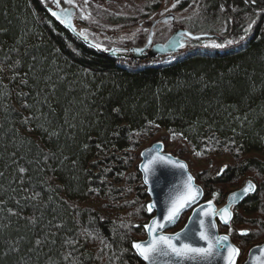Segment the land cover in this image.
Returning a JSON list of instances; mask_svg holds the SVG:
<instances>
[{
    "label": "trees",
    "instance_id": "obj_1",
    "mask_svg": "<svg viewBox=\"0 0 264 264\" xmlns=\"http://www.w3.org/2000/svg\"><path fill=\"white\" fill-rule=\"evenodd\" d=\"M47 4L0 0V264L142 263L132 243L150 215L136 160L174 136L169 152L187 161V147L206 167L189 166L206 199L255 182L229 235L240 251L264 241V0H199L191 30L243 41L255 21L248 42L194 40L181 58L135 71L74 37Z\"/></svg>",
    "mask_w": 264,
    "mask_h": 264
},
{
    "label": "snow or ice",
    "instance_id": "obj_2",
    "mask_svg": "<svg viewBox=\"0 0 264 264\" xmlns=\"http://www.w3.org/2000/svg\"><path fill=\"white\" fill-rule=\"evenodd\" d=\"M248 2V0H246ZM256 0H251V3L255 4ZM52 3L60 9L59 12L53 11L51 14L56 17L61 23H64L67 27L73 31L74 26L71 24V19L75 15L76 9H79L81 15L80 19L90 20L91 14L86 11V6L89 4V0H63V4L68 5V8L61 7V0H52ZM179 3V0H177ZM176 7V3L172 5ZM174 19V18H172ZM165 23L168 20L164 21ZM252 23H255L253 21ZM252 23L244 31L249 32L252 27ZM84 35L83 32L80 33ZM184 36H188L189 33H182ZM87 39V37H84ZM198 38V37H197ZM241 40L245 39V36L240 37ZM149 45L152 43L151 38L148 41ZM234 41L228 40L226 44H232ZM172 47H184L181 41H170ZM212 47L223 48L225 44H217L212 42ZM98 47V46H97ZM115 51V50H114ZM139 51H143L142 49ZM27 123V119L24 121ZM162 146L155 149V154H152V150L146 155L147 163L142 165L141 170L145 174L144 183L148 184L149 177L155 176L157 166H172L179 168L184 172L187 171V165L173 160L170 156L160 155ZM200 155V153H197ZM21 173L25 172L24 168H20ZM224 169H221V173ZM256 185L252 181H248L244 189L240 193H233L229 198V204L219 210L213 208L212 201L208 202V207L205 209L201 206L193 216H205L208 217L207 222L204 219H190L189 225L176 233L175 235L168 236L163 234V229L169 225L175 224L180 218L181 214L190 208L193 204L197 203L199 197L202 195V190L195 187L193 184V177L190 175L181 185L177 186V190L174 194H170L167 200V207L160 219H153L150 224L144 225V230L147 232L149 239L144 242H134L132 247L135 249V254L138 255L145 264H215L217 260H224L225 264H236V258L240 255V249L229 243V236H217L213 229L215 228V217H220L221 223L229 225L232 219V213L230 208L232 203L240 198L255 192ZM151 191V189H150ZM218 195L213 194V197ZM155 204L147 205V211L151 213ZM35 223V221H32ZM198 225V227H197ZM242 236L248 235L246 231L239 233ZM196 240L203 241L205 246H201L195 243ZM36 245L39 246L41 241L36 240ZM18 249L10 248L9 251ZM252 260L254 264H264V248L260 249L259 255H253Z\"/></svg>",
    "mask_w": 264,
    "mask_h": 264
},
{
    "label": "water",
    "instance_id": "obj_3",
    "mask_svg": "<svg viewBox=\"0 0 264 264\" xmlns=\"http://www.w3.org/2000/svg\"><path fill=\"white\" fill-rule=\"evenodd\" d=\"M48 11L50 13H52L53 11L59 12L60 10H53L51 8H48ZM71 24L74 26V29H75L74 31L71 28L67 27L64 23H62L63 27L65 29H67L76 38H78L80 41L84 42L85 44H87L89 46H94L93 45L94 43L90 39H88V38L85 39L84 35L83 36L80 35V32L76 29V26L74 24L73 17L71 19ZM185 32L189 33V35L188 36L182 35V33H185ZM202 36H205V35L192 34V33L188 32L186 30L178 29L174 33H172V35L165 42L152 44L151 48H150V51H149V55L150 56H155L156 54L163 55V54H167V53H171V52H177V51H179L181 49V47H178V46L177 47H172V46H170V41H181L183 44H185L184 40L186 39V37L187 38H197V37H202ZM150 38L152 40V29H151V32L148 35V40H147L146 45L143 48H141L143 51H145L146 49L149 48L148 41H149ZM141 49H132L133 55H131V56L133 58H137V57L143 58L142 57L143 51L142 52L139 51ZM108 54L110 55V54H113V53L110 51ZM160 146H162V149H161V151L159 153L160 155L170 156L173 160L180 161V162L186 164L187 165V171L184 172L183 170H181L179 168H174L172 166H157V171H156L155 176H150L148 184H145L144 183L145 174L141 170V168H142V165L147 163V157H146V155H142V154L149 153V150H152V154H155V149L157 147H160ZM139 157H140V160H139V162L137 164V170L139 171V173L141 175V178H142V181H143L144 185L146 186V193L150 197V201H149L148 205L149 204H155V207L153 208V211L151 212L152 216L149 218V220L146 223V225H147V224H150L153 219H160L161 218L162 214L164 213V211H165V209L167 207V200H168L169 195L170 194H174L176 192V190H177V186L181 185L182 182L185 181L189 175L191 177H193V176L189 172L187 162L185 160H183L182 158H180L178 156H175V155H173L170 152L165 151L164 150V145H163L162 141H160V140L154 141L150 145H148L147 147L143 148L140 151V153H139ZM248 181H251V180L245 181V183L241 187L229 192L227 194L226 201L222 205L217 206L213 199L204 200L203 189H202L201 185L195 184L194 177H193V184H194L195 187H197V188L202 190V195L199 197L197 203L193 204L190 208H187L184 211V212H189V215H188L187 219L185 220L186 223L182 227V229L181 230L177 229V230H175L173 232L168 231V230H170L171 228H173L176 225V223H175V224H172V225H169V226L165 227L163 229V234L164 235H168V236H172V235H175L178 232H181L185 228V226L192 227V225H189V220L190 219H193V220H195V219H204L207 222L208 217H205V216L195 217V216H193V213L196 212L198 209H200L201 206H203L205 209H207L209 201H212L213 208L216 209V210H219V209H222V208L226 207L229 204V198L232 196V194L233 193H240L244 189V187L246 186ZM150 189H151V191H150ZM252 193H250V194H252ZM245 197L246 196L240 198L239 200L234 201L232 203V206H234V205L238 204L239 202H241ZM230 212H231V208H230ZM215 218H218V221H219V223L222 226H228V225H225V224L221 223L220 217L218 215ZM214 222H215V228L213 229V231L215 232V234L217 236H224V235H228L229 236V234H227V233H219L218 232V224L216 223V221H214ZM197 227H198V225H197ZM144 232H145V237L146 238L142 239V240L135 241V242H144V241H147L149 239L147 232L145 230H144ZM195 243H198L201 246H205L203 241L196 240ZM229 243H231L233 246L237 247L235 244H233L231 242L230 236H229ZM261 248H264V242H262L261 244L252 245L249 248V250L247 251L246 260L242 264H254V261L252 260V256H250V254L259 255ZM132 249H133V251L135 253V249L133 247H132ZM136 257L140 261H142L143 264H145V262L138 255H136ZM215 264H225V262H224V260L221 259V260H217L215 262Z\"/></svg>",
    "mask_w": 264,
    "mask_h": 264
},
{
    "label": "rangeland",
    "instance_id": "obj_4",
    "mask_svg": "<svg viewBox=\"0 0 264 264\" xmlns=\"http://www.w3.org/2000/svg\"><path fill=\"white\" fill-rule=\"evenodd\" d=\"M145 0H89V4L86 6V11L91 14V19L90 20H83L80 19V11L79 9L74 10L75 15L73 16L74 24L76 26V29L81 33H84V36L87 38L91 39L97 46H102L104 44L105 40L107 38H110V43L113 42H120L122 38L124 37H130L134 38L136 34L138 33V22L142 20V18H139L140 15H137L138 12H142L145 10L146 7V2ZM148 3L151 5V1L146 0ZM49 2V1H48ZM176 3L177 5V0H167L163 1L158 4L156 7L157 10H160L163 15L165 14H170L174 13L175 19L174 21H171V23L168 24H162V22H158L157 26L154 29V39L155 41H164L170 34L174 31V27L176 25L178 27L184 25L186 21H188L187 14L192 13L193 10H195V6H192L191 9L187 11H181L177 10L176 7L173 8L172 5ZM61 7L63 8H68L69 6L66 4H63V0H61ZM105 12L115 14V15H133L135 17V20L133 21L132 26H119V25H114L109 23L106 20ZM143 13V12H142ZM153 16V15H152ZM159 16V15H157ZM161 16V15H160ZM159 16V17H160ZM104 18V20H102ZM154 19V16L152 17ZM191 20V19H189ZM182 24V25H181ZM180 25V26H179ZM176 27V28H178ZM185 28V27H184ZM187 29V28H186ZM206 43L212 44L211 42L208 41V39L205 41ZM190 44H188L189 46ZM187 46V47H188ZM174 136V135H173ZM168 139V138H167ZM175 139V140H174ZM174 139H170L169 146L166 147L167 152H169L170 149H176L180 145V141H178V138L174 136ZM163 143V142H162ZM172 143V144H171ZM163 145H165L163 143ZM145 146H148L145 144ZM183 148V146H181ZM187 149V150H186ZM185 159L188 166H190L191 170L196 173L197 171H201L205 169L203 162H198V160L194 157V153L191 152V150L187 147H185ZM140 160V159H139ZM139 160H136V166L139 162ZM200 173V172H198ZM245 183V182H244ZM244 183L239 184L237 188L241 187ZM235 190V189H233ZM231 190V191H233ZM230 191V192H231ZM205 198V197H204ZM206 199V198H205ZM188 212L184 213L182 215V218L180 221H185V215H187ZM219 230L222 228H228V233L230 232L231 229V224L228 226H222L218 225ZM246 226L242 225L238 229L241 231L246 230ZM178 227L174 226L171 228L170 232H173L177 230ZM245 229V230H244ZM144 236H142L140 239H142ZM250 245H241V251L240 255L236 259V264L241 263L247 254V250L250 248ZM142 264V263H139Z\"/></svg>",
    "mask_w": 264,
    "mask_h": 264
},
{
    "label": "bare ground",
    "instance_id": "obj_5",
    "mask_svg": "<svg viewBox=\"0 0 264 264\" xmlns=\"http://www.w3.org/2000/svg\"><path fill=\"white\" fill-rule=\"evenodd\" d=\"M49 1L48 4H47V11H48V8H51L53 10H60L59 8H57L53 3H52V0H47ZM164 1H167V0H164ZM146 2V9L142 12H138L137 15H140L139 18H142L141 21L138 22V33L141 35V40H139L138 42H135L134 44L130 42V37H124L121 39L120 42H113V43H110V38H107L104 42V44H102V46H98L94 43L93 45L94 46H89L93 49H95L96 51H98L99 53H102V54H106L107 56H109L112 60H114V63L117 64L118 66L120 67H125V68H128L130 71H135L137 70V67H151V66H164L166 64H169L171 62H173V60H176V59H179L182 57V53L184 51H186V48L188 46V44L191 42V41H194V40H197L200 44H204L206 43L204 40L208 39L209 42H215L217 44H225L226 45V41L223 40L222 41H219L218 40V37H220L219 35L217 34H212V33H209V32H204L202 30H197V31H193L190 29V27L188 26V22L189 21V17H191L193 13H195L196 11V8H198V3H199V0H190L188 2H183V0H179V3H177L176 5V9L177 10H181V11H187L189 9L192 8V6L196 5L195 7V10L192 11V13H189V15L187 14V17H188V21H186V23L180 27H178L176 25V27H174V31L172 33H174L176 30L178 29H182V30H186L192 34H200V35H205V36H202V37H198V38H187L184 40L185 44H184V47H182L179 51L177 52H171V53H167V54H163V55H159V54H156L155 56H150L149 55V51H150V48H151V45L154 44V43H163L165 42L171 35L172 33L170 34V36H168L164 41H155L154 38V29L155 27L157 26L158 22H162V24H168V23H171V21H174L175 19V16H174V13H171V15H163L161 12H159L157 10V8H150V3H148L146 0L144 1ZM163 2V1H162ZM49 12V11H48ZM50 13V12H49ZM51 14V13H50ZM105 15H115V14H111V13H107L105 12L104 13ZM52 15V14H51ZM118 15V14H117ZM154 16V19H152V17ZM157 15H161L160 17L157 16ZM53 16V15H52ZM54 17V16H53ZM174 18V19H172ZM192 18V17H191ZM190 18V19H191ZM165 20H168L167 23H165L164 21ZM63 26V25H62ZM132 26V25H130ZM185 27V28H184ZM187 28V29H186ZM248 28V27H247ZM65 29V28H64ZM151 29H152V43L149 45V48L146 49L145 51H143V54H142V57L143 58H133L131 55H133V52H132V49H141L143 48L146 43H147V40H148V35L149 33L151 32ZM67 30V29H66ZM68 31V30H67ZM252 35V31L250 30L249 32L247 33H244V36H245V39H243V41H240L238 39L234 40V44L238 47V46H242L243 44L245 45L247 42H248V39L247 38H250ZM74 36V35H73ZM75 37V36H74ZM78 39V38H77ZM89 39V38H88ZM84 43V42H83ZM230 44H228L229 46ZM224 48V47H223ZM115 50V51H114ZM199 50H202V49H199ZM112 52L113 54H108L109 52ZM157 141V140H156ZM161 141V140H160ZM154 142V141H153ZM150 145V144H149ZM147 147V146H146ZM145 148V147H144ZM142 150V149H141ZM140 150V151H141ZM140 153V152H139ZM171 153V152H170ZM177 156V155H175ZM179 157V156H178ZM188 169H189V166H188ZM139 172V171H138ZM189 172L192 174V176L194 177V182L195 184H198L200 185L198 182H197V179L195 177V175L191 172V170L189 169ZM140 174V173H139ZM140 180H141V184L142 186L144 187V190H145V193H146V186L144 185L143 181H142V178H141V175H140ZM247 180H251L254 184L255 182L250 179V178H247L245 181ZM202 187V186H201ZM203 189V188H202ZM256 189H257V185H256ZM256 191V190H255ZM204 193V192H203ZM229 193V192H228ZM227 193V194H228ZM255 192H253L252 194H254ZM252 194H249L247 195L246 197L252 195ZM147 195V193H146ZM226 197L227 195L224 197L223 201L221 203H217L215 201V198L214 197H211V198H207V199H213L216 203L217 206H220L222 205L225 201H226ZM245 197V198H246ZM245 198L239 202L238 204L234 205L231 207V212H232V219L234 217V207L235 206H239L242 204V202L245 200ZM206 200V199H205ZM150 201V197L147 195V202H146V209H147V205ZM148 212V211H147ZM186 213V212H184ZM182 213V215L184 214ZM148 214L150 215V217L152 216V213H149ZM182 215L180 216L179 220L176 222V225L178 227V230H181L182 227L185 225L186 221H180V219L182 218ZM189 215V212L187 213V215H185V220L187 219ZM232 219H231V222L230 224H232ZM215 221L216 223L219 225V221H218V218H215ZM229 224V225H230ZM146 225V224H145ZM221 225V224H220ZM238 229V227H237ZM240 231V229H238ZM218 232L219 233H224V232H221L219 231V228H218ZM144 237L142 239H145V232H144ZM230 236V235H229ZM231 238V237H230ZM142 239H138V240H142ZM136 240V241H138ZM135 242V241H134ZM231 242L233 244H235L232 240ZM264 242V241H262ZM262 242H259L257 244H261ZM133 244V243H132ZM236 245V244H235ZM255 245V244H254ZM237 246V245H236ZM249 250V249H248ZM247 250V251H248ZM247 258V254L245 256V259L241 262V263H238V264H242ZM142 262V261H141ZM143 264V262H142Z\"/></svg>",
    "mask_w": 264,
    "mask_h": 264
},
{
    "label": "flooded vegetation",
    "instance_id": "obj_6",
    "mask_svg": "<svg viewBox=\"0 0 264 264\" xmlns=\"http://www.w3.org/2000/svg\"><path fill=\"white\" fill-rule=\"evenodd\" d=\"M159 12H161L160 10H158ZM165 15H168V17H169V15H171V13L170 14H165ZM154 39V38H153Z\"/></svg>",
    "mask_w": 264,
    "mask_h": 264
}]
</instances>
